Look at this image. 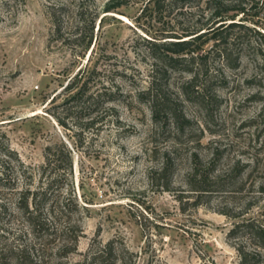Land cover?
<instances>
[{"label":"rangeland","instance_id":"1","mask_svg":"<svg viewBox=\"0 0 264 264\" xmlns=\"http://www.w3.org/2000/svg\"><path fill=\"white\" fill-rule=\"evenodd\" d=\"M147 1L0 0V150L8 147L35 167L46 146L60 155L63 144L71 176L56 195L85 207L55 208L52 227L72 229L77 245L67 252L68 241H47L41 264L77 263L93 237L101 244L122 241L136 255L135 264H242L239 248L264 264V251L253 247L243 228L229 233L236 223H264V0H218L236 9L230 22L247 27L225 33L238 65L231 69L212 58V42L204 43L201 53L208 51L212 77L208 90L202 98L184 96L178 87L187 75L172 74L166 95L187 123L169 122L162 134L138 100L151 63L141 39L190 29L209 13L203 0L160 11ZM62 3L96 12L89 57L86 52L81 59L78 48L51 37L48 12ZM106 5L114 8L104 12ZM80 67L92 70L89 92L122 94L121 102L94 112L92 124L71 98L74 91L63 89ZM166 157L173 168L163 191L148 174ZM5 161L3 167L14 175L13 163ZM193 170L206 173L218 189L202 196L198 206L186 184ZM6 219L0 216V243L30 247L20 219ZM39 255L29 252L32 260Z\"/></svg>","mask_w":264,"mask_h":264},{"label":"trees","instance_id":"2","mask_svg":"<svg viewBox=\"0 0 264 264\" xmlns=\"http://www.w3.org/2000/svg\"><path fill=\"white\" fill-rule=\"evenodd\" d=\"M192 1L148 0L147 3L153 11H160L162 7L170 10L181 8ZM201 1L196 0V3ZM202 4L203 10L209 13L205 21H197L190 29L167 30L158 36L141 39L151 63L148 86L138 94V100L148 106L151 120L156 122L161 134L169 122L174 125L187 123L171 105L166 95V83L172 74L187 75V79L178 87L179 93L184 96L202 98L204 92L208 90V83L211 82L212 77L206 67L208 51L201 53V46L204 43L212 42L209 49L213 54L212 58L220 60L228 68H235L239 62L238 54L232 55V50L227 46L228 37L225 34L233 28L247 30L243 24L230 22L234 20V16L230 13L236 9L222 5L218 0H203ZM112 8L114 6L106 5L104 12H109ZM243 12V9H238V13ZM48 13L52 28L51 37L61 44L78 48L81 59L86 52L89 57L95 37L94 23L98 18L96 12L89 11V14H85L80 4L71 10L62 3L50 8ZM206 36L208 38H205ZM259 36L263 38L262 35L259 34ZM202 38L205 39L201 40ZM198 41L199 43L196 44ZM261 46L260 51L264 52V43ZM256 50L258 51V47ZM260 62L264 66V54L261 55ZM91 72L92 70L78 68L63 88L66 92L74 91L71 98H77L80 102L78 110L83 112L88 124L93 121L95 117L91 116L99 108L108 103L117 104L122 101L120 93L89 92L87 84ZM61 149L58 155L51 150V147L46 146L42 163L35 167L25 165L8 147L0 150V157H2L0 159V216L7 219L17 216L26 228L25 234L31 237L32 242L28 248L0 243L2 264H41L42 250L46 247V242L54 239L68 241L70 248L67 252L75 250L77 234L67 226L59 229L52 227L51 223L55 216L54 210L58 205L63 212L75 209L85 210V207L77 206L70 200L69 196L59 198V195H56L65 190V185H68L67 180L71 176L70 153L63 144ZM5 160H11L13 163L14 175L3 167L5 163L7 164ZM172 168L171 159L166 157L158 169L149 172L150 182H154L161 190L167 191ZM19 182L21 187L18 188ZM186 184L189 186V191L194 193L192 195H195L194 206L201 204L199 200L202 196L218 190L215 187L217 185L210 183L206 173L195 170L186 176ZM10 203L11 209L8 208ZM238 228L244 229L255 249L264 251V223L258 225V222L253 220L236 223L229 233L233 234ZM63 247L61 248L64 249ZM62 249L60 252H63ZM30 250L36 254L40 252V255L32 260L29 257ZM238 252H240L242 264L260 263L258 255L249 260L248 255H245L240 248ZM135 259L136 255L129 251L122 241L109 239L101 244L96 237H93L80 261L75 264H135Z\"/></svg>","mask_w":264,"mask_h":264}]
</instances>
